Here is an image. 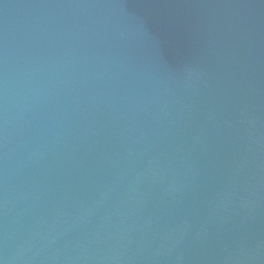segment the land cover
I'll list each match as a JSON object with an SVG mask.
<instances>
[{"label":"water","instance_id":"obj_1","mask_svg":"<svg viewBox=\"0 0 264 264\" xmlns=\"http://www.w3.org/2000/svg\"><path fill=\"white\" fill-rule=\"evenodd\" d=\"M0 264H264V0H0Z\"/></svg>","mask_w":264,"mask_h":264}]
</instances>
